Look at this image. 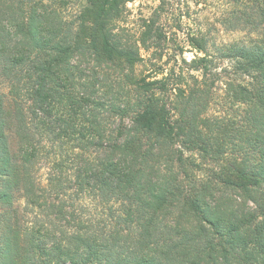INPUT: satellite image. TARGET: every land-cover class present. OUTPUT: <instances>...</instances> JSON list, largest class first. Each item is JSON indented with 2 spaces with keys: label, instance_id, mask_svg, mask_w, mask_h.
Returning a JSON list of instances; mask_svg holds the SVG:
<instances>
[{
  "label": "trees",
  "instance_id": "trees-1",
  "mask_svg": "<svg viewBox=\"0 0 264 264\" xmlns=\"http://www.w3.org/2000/svg\"><path fill=\"white\" fill-rule=\"evenodd\" d=\"M130 1L0 0V264H264V0L164 63Z\"/></svg>",
  "mask_w": 264,
  "mask_h": 264
},
{
  "label": "rangeland",
  "instance_id": "rangeland-1",
  "mask_svg": "<svg viewBox=\"0 0 264 264\" xmlns=\"http://www.w3.org/2000/svg\"><path fill=\"white\" fill-rule=\"evenodd\" d=\"M78 1L80 4L85 2V0ZM231 6V0H133L128 2L126 24L133 38L138 37L139 32L143 30V22L148 18L152 17L164 26L170 42L166 45L163 63L169 58L173 60L174 53L181 54L178 55L179 58L186 57L188 60L195 56L197 50L187 42L188 33L207 34L212 42L209 50L217 56L219 48L226 43L244 39L247 35L245 30H232L224 25V16H227ZM142 53L148 54L144 49ZM216 62L220 66L229 64L228 60L222 59ZM172 63L173 61L170 65ZM138 67L139 70L146 68L145 64ZM221 102L219 100L214 106V110L219 114L225 109Z\"/></svg>",
  "mask_w": 264,
  "mask_h": 264
}]
</instances>
